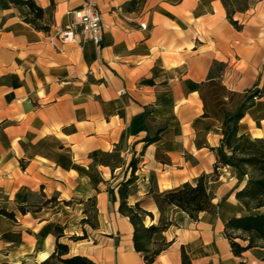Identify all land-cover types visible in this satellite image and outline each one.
Returning a JSON list of instances; mask_svg holds the SVG:
<instances>
[{"label":"crops","instance_id":"1","mask_svg":"<svg viewBox=\"0 0 264 264\" xmlns=\"http://www.w3.org/2000/svg\"><path fill=\"white\" fill-rule=\"evenodd\" d=\"M35 1L53 11L50 32L24 22L12 4L0 9V211L15 214H0V264L45 261L56 250L57 226L69 256L147 264L119 212L120 183L139 157L128 201L158 223L151 190L213 173L225 114L248 90L264 91V0H101L100 48L51 44L82 0ZM243 134L264 139V95L240 122ZM246 182L237 170H222L212 187L220 208L197 221L168 207L169 246L153 264H184L183 251L191 264H264V247L236 256L224 235L226 222L246 213L236 198ZM91 200L96 228L82 222Z\"/></svg>","mask_w":264,"mask_h":264},{"label":"trees","instance_id":"2","mask_svg":"<svg viewBox=\"0 0 264 264\" xmlns=\"http://www.w3.org/2000/svg\"><path fill=\"white\" fill-rule=\"evenodd\" d=\"M140 1L132 0V4H138ZM0 4L15 6L22 14L23 21L35 30L50 31L48 26L41 25L46 17V11L35 0H0ZM144 83L154 84L153 80H146ZM263 95V90L257 88L248 90L239 107L234 112L225 114L222 143L220 147L213 149L216 163L212 174H203L193 182H187L179 188L164 193L150 191L154 195L161 214L158 223H154V214L144 209L140 202L134 205L129 204L128 200L136 188L138 180L136 172L140 163V158L133 156L129 166L131 176L124 179L119 186V212L128 217L133 225L134 247L147 264H153L156 258L169 246L164 233L173 225V222L164 218L165 208L176 207L195 221L199 219L201 213H216L220 205H215L213 202L212 187L220 181L222 170L229 167L238 171L240 181L247 178L245 186L236 193V198L246 213L229 219L225 224L224 235L230 241L232 251L236 256H242L244 252L253 248L264 247V139L253 140L245 134L239 135V125L245 117L246 111ZM158 140L159 133L154 137H148L146 143L153 144ZM110 198L112 201L115 199L111 190ZM90 202L94 208L93 212L96 213L94 200ZM19 210L22 214L29 211L27 206H20ZM0 214L15 219V214L6 210H1ZM148 219L152 222L150 225L146 224ZM82 222L89 224L92 228L97 227L96 220L93 221L90 215ZM56 234L58 242L55 252L39 264H96L86 256H69V246L60 242V238L64 236V229L57 226ZM85 237L72 239L82 240ZM183 262L191 264L185 251H183Z\"/></svg>","mask_w":264,"mask_h":264},{"label":"built area","instance_id":"3","mask_svg":"<svg viewBox=\"0 0 264 264\" xmlns=\"http://www.w3.org/2000/svg\"><path fill=\"white\" fill-rule=\"evenodd\" d=\"M100 1L82 0L80 8L68 13L71 17L70 25L62 30L56 41L52 40L51 44L58 48V43L65 45L68 43L84 44L91 42L97 48H100L105 36V25L99 7ZM118 94L123 96L126 92L120 91Z\"/></svg>","mask_w":264,"mask_h":264},{"label":"rangeland","instance_id":"4","mask_svg":"<svg viewBox=\"0 0 264 264\" xmlns=\"http://www.w3.org/2000/svg\"><path fill=\"white\" fill-rule=\"evenodd\" d=\"M7 5V4H6ZM4 5H1L0 4V9L3 7ZM20 12V11H19ZM21 14V13H20ZM22 15V14H21ZM22 17V16H21ZM43 24L45 25V26H48L49 27V29H50V31H51V29H52V26L54 25V16H53V11H52V9H50V10H48L47 12H46V17H45V19H44V21L41 23V25L43 26ZM49 31V32H50ZM116 158H117V156H116ZM152 182V181H151ZM152 184H153V182H152ZM214 186V185H213ZM87 210H88V212H90V216L92 217V220L93 221H95L96 220V213H94L93 211H94V208H92V205H91V202L88 204V206H87ZM169 209H168V207H166L165 208V213H164V218L165 219H169V217H168V214H169ZM148 225H150L151 223L150 222H148L147 223ZM157 240H159V237H157ZM160 242V241H159ZM57 264H60V263H57Z\"/></svg>","mask_w":264,"mask_h":264}]
</instances>
